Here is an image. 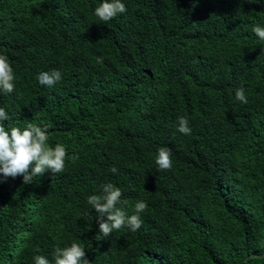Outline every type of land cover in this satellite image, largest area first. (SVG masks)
Returning <instances> with one entry per match:
<instances>
[{
	"label": "trees",
	"instance_id": "obj_1",
	"mask_svg": "<svg viewBox=\"0 0 264 264\" xmlns=\"http://www.w3.org/2000/svg\"><path fill=\"white\" fill-rule=\"evenodd\" d=\"M101 2L0 0V54L15 73L4 126L46 127L79 157L28 185L0 176V264L72 243L90 264H264V41L252 32L264 0H121L127 11L107 23ZM53 69L62 79L40 85ZM109 182L128 215L137 200L147 208L136 232L97 241L87 200Z\"/></svg>",
	"mask_w": 264,
	"mask_h": 264
},
{
	"label": "clouds",
	"instance_id": "obj_2",
	"mask_svg": "<svg viewBox=\"0 0 264 264\" xmlns=\"http://www.w3.org/2000/svg\"><path fill=\"white\" fill-rule=\"evenodd\" d=\"M126 6L121 0H102L94 9V15L102 22H109L117 15L125 13ZM252 32L260 40L264 41V26L255 25ZM98 63L102 58H98ZM40 85L48 88L54 87L61 79L59 70L41 71L36 76ZM15 90V73L9 62V58L0 54V92L11 94ZM235 98L247 104V97L243 87L235 91ZM9 116L4 107H0V176L6 181L9 177H23V184L33 183L35 177L50 171L53 176L62 173L66 166V160L71 159L74 163L79 159L74 154L68 157L64 145L56 144L52 146L48 143L49 132L46 127H40L29 121L24 128L5 127L4 121H8ZM177 131L184 135H190L192 129L189 122L184 117L177 119ZM172 152L168 147H159L155 157V164L159 170H169L172 167ZM117 174V168L110 170ZM100 193L90 195L87 203L98 214L95 219L99 224V233L94 237L100 241L109 237L114 231L126 229L136 232L142 226L141 213L146 208V202L137 200L133 209V214L128 215L122 205L127 201L122 199L123 193L119 187L112 183H105L100 186ZM106 216V220L104 217ZM38 251V250H37ZM34 264H90L86 258L85 249L78 243L70 246L56 247L51 258L45 255H34Z\"/></svg>",
	"mask_w": 264,
	"mask_h": 264
},
{
	"label": "bare ground",
	"instance_id": "obj_3",
	"mask_svg": "<svg viewBox=\"0 0 264 264\" xmlns=\"http://www.w3.org/2000/svg\"><path fill=\"white\" fill-rule=\"evenodd\" d=\"M167 3H169V2H167ZM188 136V135H187ZM190 137V136H189ZM259 138V137H258ZM208 188V187H207ZM212 192V191H211ZM209 194V193H208ZM81 195V194H80ZM130 198V197H129ZM87 199V198H86ZM76 200V199H75ZM85 202V201H84ZM134 203V202H133ZM75 204H76V202H75ZM86 204V203H85ZM133 207V206H132ZM36 221V220H35ZM34 222V221H33ZM144 228V227H143ZM31 230V229H30ZM64 237V236H63ZM126 241V240H125Z\"/></svg>",
	"mask_w": 264,
	"mask_h": 264
}]
</instances>
